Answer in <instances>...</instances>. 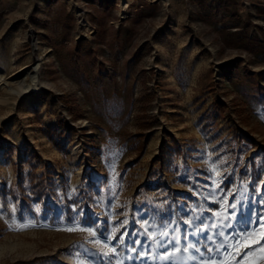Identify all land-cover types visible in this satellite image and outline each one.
<instances>
[{"label": "rangeland", "instance_id": "374dc122", "mask_svg": "<svg viewBox=\"0 0 264 264\" xmlns=\"http://www.w3.org/2000/svg\"><path fill=\"white\" fill-rule=\"evenodd\" d=\"M0 61V264H264V0H0Z\"/></svg>", "mask_w": 264, "mask_h": 264}, {"label": "trees", "instance_id": "16d2710c", "mask_svg": "<svg viewBox=\"0 0 264 264\" xmlns=\"http://www.w3.org/2000/svg\"><path fill=\"white\" fill-rule=\"evenodd\" d=\"M4 144H7V141H3L2 139H0V148L4 145ZM222 169L224 172H226V166L225 164H223L222 166ZM261 175L258 177V180H261ZM197 180L199 182V186H200V190L202 192V194L205 196L206 198V202H207V206L208 208L215 212L219 209L220 207V203H221V200L223 199L224 197V194H225V191L229 188V182H228V179H224L220 184H219V188H220V192L217 194V195H214L211 187L207 186L206 183H209V180L204 178V177H197ZM42 179H39L38 181L34 182L32 181L31 183V191L35 196H39L41 197V195L44 193V190H45V187H44V184L42 183ZM20 183H17L16 186H13L9 193L12 194V195H18L19 193V187ZM29 197L27 195H23L21 196V202L22 204L20 205V208H19V214L20 216L22 215V208H23V201L24 199H28ZM258 212L260 215H263L264 214V209L263 208H258ZM259 232L262 233V239H261V242L264 241V229L260 228L259 229ZM256 246V242L253 243L252 247H255Z\"/></svg>", "mask_w": 264, "mask_h": 264}, {"label": "bare ground", "instance_id": "6f19581e", "mask_svg": "<svg viewBox=\"0 0 264 264\" xmlns=\"http://www.w3.org/2000/svg\"><path fill=\"white\" fill-rule=\"evenodd\" d=\"M0 69H1V61H0ZM33 81H34V87L35 88H38L39 87V82H38V79H33Z\"/></svg>", "mask_w": 264, "mask_h": 264}]
</instances>
